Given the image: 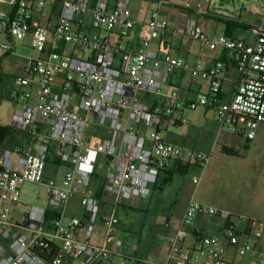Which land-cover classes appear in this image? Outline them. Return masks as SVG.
<instances>
[{"label": "built area", "instance_id": "obj_1", "mask_svg": "<svg viewBox=\"0 0 264 264\" xmlns=\"http://www.w3.org/2000/svg\"><path fill=\"white\" fill-rule=\"evenodd\" d=\"M181 1L187 15L171 21L154 12L141 27L139 49L131 51L111 38L112 34L130 37L138 23L129 0L114 7L108 0H0V23L7 34L17 41L31 37L39 53L27 59L25 75L15 81L18 92L11 126L31 141L0 154V264H100L118 255L117 206L148 196L172 162L200 169L209 164L212 152L160 137L165 125L187 123L174 119L185 107L216 109L219 133L255 138L256 128L264 124V14L248 28L253 41L211 36L189 13H210L214 0ZM58 2L61 10L54 24L44 25L35 17V4L45 9ZM166 33L209 48L217 54L215 64L205 68L202 61L193 65L172 52L152 50L153 42ZM0 48L15 49L10 43H0ZM223 51L231 53L236 80L226 75ZM176 71L207 82V88L196 93L198 100L186 103L179 90L164 91ZM226 82L233 83L227 93ZM93 125L109 129V137L92 143L88 132ZM54 144L60 148L59 161L69 167L62 184L44 180ZM100 156L106 160L103 189L115 196V205L101 219L105 235L97 244L92 237L100 205L91 183ZM25 184L45 186L47 202L25 207L21 203ZM77 195L84 217L67 222L70 202ZM199 212L226 216L224 241L194 230ZM239 220L245 223L243 230ZM192 234L196 242L186 246ZM150 264H264V221L236 216L191 197L169 238L165 261Z\"/></svg>", "mask_w": 264, "mask_h": 264}, {"label": "rangeland", "instance_id": "obj_2", "mask_svg": "<svg viewBox=\"0 0 264 264\" xmlns=\"http://www.w3.org/2000/svg\"><path fill=\"white\" fill-rule=\"evenodd\" d=\"M129 5L136 12L147 5L150 9H155V4L147 0H130ZM9 7L10 5H5V9ZM212 8L211 12L223 21L234 22L232 29L236 30L240 39L254 40L248 28L256 24L259 16L264 14V0H214ZM198 22L211 36H219L225 27L223 22L215 18L201 17ZM31 41L32 38L28 37L21 41L10 42L4 25L0 23V43H10L15 47L12 52H6L0 48V116L7 124L12 123L13 110L10 108L9 95L12 94L14 87L17 88L15 81L25 75L24 68L27 59L39 56V53L32 47ZM201 47L198 42L189 38L183 39L181 59L186 60L187 52L193 56L201 52V49L206 54L210 52L209 48ZM66 49L69 51L71 46L67 45ZM232 86L231 82L225 84L226 93L231 91ZM195 98V100L199 99L197 96ZM174 119L176 121L185 119L187 123L165 125L160 135L162 139L181 147L212 152L205 169L195 168L189 173L188 177L194 190L192 197L202 204L214 206L236 216L248 218L258 215L264 218V124L256 128L255 138L248 140L239 133L230 131L219 133L218 112L210 107L199 106L195 110L185 107L174 115ZM16 134L10 142L14 140ZM105 163V157L100 156L96 168L99 175L105 174ZM68 168L66 164L60 165L62 173L67 172ZM57 182L62 184L63 178L57 177ZM21 191V203L25 207L44 205L47 202V190L43 185L25 184L21 187ZM158 194L159 191L155 193V196ZM158 208L159 206L150 210L153 216L150 215L151 218L146 221L137 219L134 224L135 232H132L133 237H137V233L144 231L145 236L146 233L150 234H147L151 236L148 240L152 241V232L161 230L163 224L165 227V221L153 219L154 216V218L163 216ZM174 215L173 218L171 217V222L176 227L175 219L178 216ZM225 217L224 215L220 218L222 222H225ZM206 222H212V218L207 217L203 220V223ZM157 223L158 228L156 226L151 230V227ZM239 223L240 229L243 230L245 223L241 220ZM193 243H195V238L192 236L185 241V245L188 246Z\"/></svg>", "mask_w": 264, "mask_h": 264}, {"label": "crops", "instance_id": "obj_3", "mask_svg": "<svg viewBox=\"0 0 264 264\" xmlns=\"http://www.w3.org/2000/svg\"><path fill=\"white\" fill-rule=\"evenodd\" d=\"M118 1L120 0H108V4L110 7H114ZM147 1L149 3H154L155 9H150L149 7L150 4L144 8H141L137 12L135 9L131 8L134 13V18L138 23L134 28L130 37L120 38L116 34L111 35L112 40L120 44L124 49L131 51H137L139 49L141 27L144 23L149 21L151 15L154 12L156 11L161 12L163 17H166L171 21L177 20L187 15L184 11L183 3L181 0H170V1L147 0ZM5 5L7 4H2L1 7L7 12H11L12 7L10 6L9 9H5ZM33 10L35 13V17L38 20H40L42 24L44 25L54 24L59 16L61 10V3L58 2L55 6L46 7L45 9H41L35 4ZM189 16L190 18H193L197 21L200 20L201 17L215 18L219 20V16L213 12L199 13L196 11H192L189 13ZM220 22L224 23V21H220ZM223 25L225 26L223 28V33L219 34V36L227 35L233 38H240L238 37L236 30L232 28H227V25L225 23ZM8 39L10 42H13V39H11L9 35H8ZM183 39L185 38L172 36L171 34L168 33L163 34L160 38L156 39L153 42L152 50L158 52L159 54H163L165 52H172L176 54L178 57H180L181 43L183 42ZM123 42H125L124 45ZM202 52L203 51L201 49V52H199L195 56L187 52V58L185 61L193 65L197 64V62L199 61H202L205 68H210L215 64L216 62L215 57L217 54L211 51L207 54ZM120 58L121 57H118V59ZM220 58L225 63L226 75L228 76V78H230L231 81L236 80L237 79L236 67H235V62L231 56V53L229 51H223L220 53ZM25 68H24V72H26ZM206 88H207V82L201 79H197L194 81L188 75L180 71H176L170 75L168 84L165 86L164 91L168 92L171 89L179 90L183 100L187 103L189 101L195 100L196 99L195 97L197 96L196 93L204 91ZM17 92H18L17 88L14 87L12 94L9 95L11 102L10 108H12L13 110V115L16 110L14 98ZM147 100L149 102H156V103L159 102L158 98H147ZM13 115H12V120H13ZM0 124L10 125V126L12 125V123L11 124L5 123L4 119H2L1 116H0ZM177 124H183V123L177 122ZM109 135H110L109 129L99 127L96 125H93L88 132L89 140L92 143H95L104 138H108ZM30 141L31 139L28 135L17 131L14 140L10 142L5 149L9 148L14 150L17 147H25L30 143ZM66 150L69 151V148H66ZM195 151L206 152L200 150H195ZM59 152H60L59 146L57 144H54L53 148H51V151L48 155L47 169L44 177L45 181H48L50 179H55L57 181V177L59 176L63 178L64 173L60 171V165L63 163L59 161V157H58ZM195 168H198V166L192 163L187 165H180L172 162L166 170H163L159 174L158 179L155 182V184L152 186L151 192L148 196L143 198H136L128 203L123 202L117 206L116 216L119 220L118 226L116 228V237L118 241V255L113 256L109 260H104L100 262V264H117V263L150 264L151 262L160 263L165 261L169 247V238L176 231L178 226V221L183 216L188 201L194 194L193 186L188 176L191 170ZM182 170H184V173L180 172ZM104 175L105 174L99 175L96 172L91 183L93 193L96 196V198L99 200V205H100V210H99L100 219L96 225V233L92 237V241L97 244L103 243V239L105 235V227L101 219L104 216L110 215L115 205V196L110 193L109 195L103 189ZM158 191L159 194L155 196V193ZM80 201H81L80 195H77L71 200L69 205L70 207L68 208L67 222L72 217H80V218L84 217V212L81 208ZM157 206H159L158 209L163 214V216L157 215L158 217L154 218L155 217L154 216L153 219L165 221L166 222L165 227L163 224L161 230L157 231L158 233L155 231L152 232L151 234L153 236L152 241L150 239L148 240V237L151 236H147L148 233H146L145 236L144 231H141V233H137L138 235L137 237H133L132 232H135L134 224L137 221V219H139V221L141 220L146 221L147 219L151 218L153 214H150V210H153ZM174 214L178 216L175 219L177 223L176 227H174L171 222V217L175 216ZM207 217L212 218V222L203 223V220L206 219ZM220 218L221 217L207 216L199 212L195 217L193 228L194 230L201 231L205 235L219 236L224 241V229H225L226 219L225 222L224 221L222 222ZM248 218L260 222L264 221V218L258 215H254L253 217H248ZM156 226L158 228V223L155 226L153 225L151 227V230L153 229V227ZM189 236L194 237L196 242V236L194 234ZM147 240L148 243H146ZM77 263L78 262L75 261L69 264H77Z\"/></svg>", "mask_w": 264, "mask_h": 264}, {"label": "trees", "instance_id": "obj_4", "mask_svg": "<svg viewBox=\"0 0 264 264\" xmlns=\"http://www.w3.org/2000/svg\"><path fill=\"white\" fill-rule=\"evenodd\" d=\"M219 20L223 21L221 18H219ZM224 23L227 25V28L234 27V22L224 21ZM16 132L17 131L12 126L0 124V154L6 148V146L10 143L11 139L14 137ZM2 170L3 168L0 164V173L2 172ZM180 172L184 173V170Z\"/></svg>", "mask_w": 264, "mask_h": 264}]
</instances>
